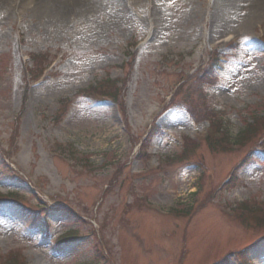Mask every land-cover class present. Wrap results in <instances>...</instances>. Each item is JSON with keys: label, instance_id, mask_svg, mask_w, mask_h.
I'll list each match as a JSON object with an SVG mask.
<instances>
[{"label": "rangeland", "instance_id": "obj_1", "mask_svg": "<svg viewBox=\"0 0 264 264\" xmlns=\"http://www.w3.org/2000/svg\"><path fill=\"white\" fill-rule=\"evenodd\" d=\"M252 1L118 0L124 18L130 21L123 18L115 26L107 21L104 8H96L93 20L89 19L94 30L89 32L82 30V23L76 19L68 27H61L46 17L33 18L32 9L0 12V150L11 152L13 122L22 105L24 67L19 52L42 55L43 64L58 58L50 79L29 93L31 100L22 115L18 148L9 154L12 165L29 169L37 188L55 203L65 201L96 227L97 238L112 256L111 264H212L229 252L236 254L247 247H251L254 264H264V239L234 222L225 211L249 198L264 200V157L260 152L254 155V164L239 171L244 182L238 189L219 191L206 204L207 195L246 150L214 153L202 144L184 157L183 136L203 130L206 123H193L182 109L172 107L157 119L165 133L151 142L150 153L154 157L178 156L179 160L171 167L132 179L129 172L144 166L129 161V138L121 128L117 107L109 101L76 94L102 80L122 78L120 66L128 60L132 45L148 32L151 22L154 37L138 50L125 92L129 130L139 136L178 80L177 74H185L202 60L204 41L235 32L237 48L219 49L225 60L217 70L218 84L204 90L208 107L218 114L233 139L251 122L257 105L264 103V14L247 15L246 7ZM204 19H209L207 25ZM162 43L169 44L171 55L177 53L181 58L162 60ZM65 97L71 98V104L62 123L54 126L52 116L58 101ZM55 144H70L82 156L57 160L50 156ZM120 165H125L122 174L103 195ZM12 175L0 176V192L15 190L23 199L20 203H0V255L21 251L27 264L91 263L96 239L85 235L90 227L78 224L72 215L42 213L38 210L41 203L29 197L31 190ZM127 193L128 204L146 195L149 204L156 203L176 215L163 218L148 208L132 207L123 216L121 206ZM189 205L194 211L184 216L180 211H186ZM41 216L49 224L46 237L42 236L45 227ZM7 224L12 225L9 231ZM69 230L78 231L74 241L55 242L56 236ZM184 249L186 255L182 254Z\"/></svg>", "mask_w": 264, "mask_h": 264}, {"label": "bare ground", "instance_id": "obj_2", "mask_svg": "<svg viewBox=\"0 0 264 264\" xmlns=\"http://www.w3.org/2000/svg\"><path fill=\"white\" fill-rule=\"evenodd\" d=\"M252 1L246 7V12L249 17L253 14L257 17L264 14V3ZM10 3V6H9ZM13 3V5H12ZM21 3V5H19ZM262 5V7H260ZM19 8L23 11L32 9L31 17L39 19L38 16L46 17L53 21L57 26L58 23L61 27H68L72 21H80L82 23V30L89 32L94 30L93 23H91L94 16V9L104 8L107 14V21L118 26L122 23L124 14L122 8L118 5V0H0V12L8 10L9 8ZM123 7V6H122ZM103 11H99L101 14ZM99 18V17H96ZM90 19V20H89ZM126 21L130 19L124 18ZM95 20V18H94ZM6 225V230L9 227Z\"/></svg>", "mask_w": 264, "mask_h": 264}, {"label": "trees", "instance_id": "obj_3", "mask_svg": "<svg viewBox=\"0 0 264 264\" xmlns=\"http://www.w3.org/2000/svg\"><path fill=\"white\" fill-rule=\"evenodd\" d=\"M209 74L212 75V72H209ZM103 86H104L105 88H107L108 86H110V84H109V83H108V84H107V83H104ZM257 222H258V221H255L254 224H257V225H258Z\"/></svg>", "mask_w": 264, "mask_h": 264}, {"label": "snow or ice", "instance_id": "obj_4", "mask_svg": "<svg viewBox=\"0 0 264 264\" xmlns=\"http://www.w3.org/2000/svg\"><path fill=\"white\" fill-rule=\"evenodd\" d=\"M245 71H248V69L247 68H245ZM243 78V77H242Z\"/></svg>", "mask_w": 264, "mask_h": 264}]
</instances>
